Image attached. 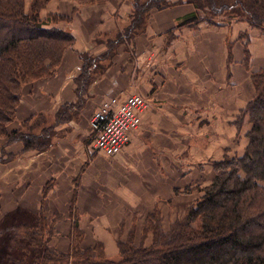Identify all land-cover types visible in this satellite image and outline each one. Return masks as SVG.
<instances>
[{
	"label": "rangeland",
	"instance_id": "rangeland-1",
	"mask_svg": "<svg viewBox=\"0 0 264 264\" xmlns=\"http://www.w3.org/2000/svg\"><path fill=\"white\" fill-rule=\"evenodd\" d=\"M31 1L32 0H27V9L29 11V4H31ZM134 1L135 0H107L96 4L80 5L76 0H51L47 7L41 11L40 17L44 21H46L50 15L54 14L71 17L72 19L69 23L65 20H59L57 25L70 31L76 38L74 46L66 50L65 53L69 50L75 49L77 44L76 32L79 33L80 36L88 32L89 35L92 36V39L87 45L86 52L97 54L101 50L106 49L105 43L107 41L115 40L118 34L123 32L124 29L130 25V22L132 21L130 18H132L134 10ZM176 8L179 10L178 14L180 15L187 11H191V9L192 12L195 11L192 4H183L169 9L174 10ZM167 11L168 9L152 10L147 25L145 26V32H141L139 36L133 38L130 42L120 44L116 49L117 54L111 59V66L106 67L108 62L105 60L98 63L96 67L97 73L95 72L89 85L88 93L85 95L86 101L88 97L89 99L92 97V94L93 100L98 97L96 101H92L93 108L91 109V118L89 122L84 123V128H82L84 133L83 142L87 146L93 145L94 143L92 132L89 131L90 121L94 114L101 109L107 101L111 100V98L115 97L118 102L120 101L121 103L131 96H141L147 103V108L141 115L140 127L132 133L129 144L118 155L108 157L97 153V155L99 154V157L96 156V159H92V161L96 164V167L98 166V163H100L98 169H96V167L94 169L90 168V160L84 164L88 165V168L85 167L82 172L81 178L83 189L81 191L82 195L85 193L83 201H86H82L81 207L79 206L78 208L77 203L79 202L80 192L74 197L77 217L83 223L82 227L86 229L85 231L83 230L85 235L83 236L82 245L84 247H90L94 246L97 242H102L104 244L106 257L112 260L118 261L121 259L119 241H127L130 236L129 232L133 228L136 230L135 243L138 246L151 244L152 239L150 237H145L143 229L154 208H157L161 213L165 231H168L172 223L176 220L182 219L187 211L202 197L203 193L201 189L213 181L216 175L213 162L222 159L227 150H229L231 155L242 154L248 143V140L245 137V133L248 130V124L246 123L243 130L238 134L237 128L235 130V128L231 126L234 124L233 122H230V119L235 118L236 120L238 118L239 112L237 111L238 113L236 114V105L240 104L245 96H247V84L250 85V87L252 86L253 93H255L254 87L251 83L250 68L246 61L250 56L249 62L251 63L252 70H257L264 64V34L258 29L251 28L245 22L244 13H241L239 9L231 10L227 14L239 15L242 17L241 20L233 19L230 21L231 24H225L226 21H228L226 14V17L224 16L223 18L221 17L215 20L217 23L216 26L204 22L195 27H186L188 31L177 28L180 17L175 22V30L177 29L180 32H176L175 35H173L178 40L176 43L175 37L172 40L175 46L178 45L179 49L182 44L187 45V47L181 48L183 54L178 51L179 56L177 55V58L175 57L172 59L174 64L177 62L175 66L179 68L180 72H174L175 70H173L174 68L171 67L170 64V58L165 57V55L168 54L164 49H161L164 53L161 55L163 57L157 60L161 70L160 73H167L172 80L169 85H163L161 91L160 89H155V84L152 82V91L151 89H149V91L145 89L144 86L147 84H145V82L143 83L144 79H142V77L146 74L145 72L150 69L147 65L155 62L154 58L152 59L151 57L154 46L150 49L151 44L144 39L139 42V37L146 35L150 22H152L153 19L157 21L160 17L162 19V15L165 17ZM81 16H83L82 19H80ZM162 26H164L162 28H165L167 25L164 23ZM209 29L215 30L212 35L208 31ZM246 34H249V38ZM158 36L157 41L160 43L162 41L161 38H163L164 35L163 33H160ZM147 38L148 36L146 39ZM167 41L170 42L171 40ZM247 41L249 44H247ZM168 47H170L169 43ZM190 49H192V51L193 49H200L203 52V55L196 58ZM212 50L216 53L220 52V54H214ZM81 52L83 51L80 50L78 54L83 66L84 61L80 56ZM229 53L233 57L230 62H228L230 56ZM150 59L151 61L149 62ZM209 65V69L216 74L217 71L222 68L221 121H213V118L216 115H214L212 111V114L210 113L211 115L207 114L203 116L199 114L196 116H189V118L193 120V126L190 124L191 121L189 118L188 120L186 118L183 119L181 115L175 117L176 122L173 124H176V127L162 119L156 121V110L152 107V101L150 98L153 93L158 96V93L161 92L164 97L167 96L174 98L176 103L180 106L178 110L185 111L188 114L190 112V107L187 104L191 100L198 103L203 99H209L208 92H206L208 91L209 84L207 83V76L205 75L208 70L207 66ZM110 68H115V72L110 74V78H104V74L106 76V73ZM128 68L131 70V82H128L127 84V79H125L126 74L124 75V73H126ZM171 72L172 74H170ZM57 74L58 71L54 76ZM54 76L25 84L22 87L21 100L16 119L10 123L8 127L10 131L23 130L26 132L40 133L42 126L40 128L37 127L36 124L43 120L48 126L55 125L56 113L66 104L61 105L59 109H57V105V107H55L57 112L54 116L50 115L52 112L48 114L46 112L47 109H41V101L43 98L41 93H45L46 83ZM162 76L164 77L165 75ZM107 81H112V83L108 84ZM190 82L199 85L200 88H204L202 90L200 89V100L191 97L190 93L192 90L190 88ZM95 84H99L100 91L102 90L101 92H103L102 95L99 93L100 95L97 96L96 91L91 89V86ZM174 84H176V86ZM113 86L115 90H111ZM128 88L129 91L124 90ZM245 88L246 90H244ZM210 92L213 95L215 94V91ZM22 101L23 105L21 106ZM179 103L183 105H180ZM20 106L23 109L22 115H20ZM85 106L86 105L82 106L83 108L78 109V111L73 114H77L78 116L82 110H84ZM198 106H195V108H198ZM210 107L211 109L214 108V106ZM150 110L152 112L146 114V111ZM24 113H32V115L26 118ZM196 113L199 112L197 111ZM232 113L234 116L230 118ZM205 120H210L211 122L208 124V133L205 132V139H201L202 137L200 138L198 133H200L201 128H207L205 126H208V122ZM144 121H146L145 126L148 127V131H146V128L142 127L144 126ZM12 124L14 125L13 127H15L14 129H11ZM60 125L55 126L57 131L61 128ZM165 131L173 133V140H166L167 142L164 140L162 132ZM135 133L140 134L137 138L141 139L140 141L142 144L149 145L151 146L150 148H153L156 151L153 155L148 152H146L147 154H135L130 159L133 168L127 167L124 171H121L118 166L120 162L119 157L132 144ZM135 141H137V139H135ZM197 142H200V146H197ZM17 143L22 145L24 153L28 151L24 148L23 142L17 141ZM11 144L12 143H9L6 137H0V264H16L11 258L16 259V261L22 259L25 264H31V259L34 255H30V253L27 255V249L25 247L23 251L15 248V243H10V240L15 234L14 229L22 223H31V226L36 228L37 224L35 223V216L40 212L45 213L49 218V222L52 223L55 229V235L52 237L49 244L50 249L66 254L69 252L71 245L70 236L72 234L68 235V231L70 230V222L72 223V221V226L74 228L75 217H73L72 213L70 215V211L72 210L71 205L73 203L69 204L64 196H61V199L59 200L55 199L57 197L59 198L56 193L53 194L55 198H52L53 196H51L48 201H45L44 199L39 205V202L35 200L40 197L42 191L41 187L35 185L31 186L29 189L27 186V179L32 180L33 178L30 177L31 174H29V172L30 170H33L36 163H34L30 169L27 167L24 169V166L18 167V164H26V162L20 160L22 158V153H12ZM160 146H163L162 150H159ZM203 146H205V150H201ZM207 151L210 153L209 156H207ZM202 156L208 160L206 164L198 162V159L196 160V158L202 159ZM151 158L153 162H151ZM17 159H19V162H17ZM159 164H161V166L167 164L168 166H165L167 169L161 167L160 171L158 167ZM127 165L128 164H126V166ZM13 166H15V168ZM144 166H146L148 170L145 169V171L143 169ZM151 167L153 169L156 168V170L154 169V172L158 175L159 173L162 175H168V180L171 181V185H162L160 183L161 181H159L154 174H151ZM35 172L38 173L39 171L35 170ZM124 172H127V174H124ZM32 173L34 172L32 171ZM143 173L148 177L152 175L151 178H146V184L150 186H143L144 188H141L140 192L134 194H130L127 190H124L122 184L127 181L126 177L128 175H140ZM54 174H58V171L55 170ZM138 179H142V177L139 178L138 176ZM155 188L158 190L155 193L158 202L154 208H150L153 200H155V196L152 195L151 190L154 191ZM95 191L97 192L98 197L96 196ZM30 197L31 199L34 197L32 201H30ZM46 197L47 194L44 195V198ZM128 199H131V202H129ZM132 201L135 203L132 204ZM29 207H40V211L34 212L32 209L30 211ZM63 211L67 213H64ZM32 222L35 224H32ZM67 246L69 249H67ZM10 253L12 254V257L8 259Z\"/></svg>",
	"mask_w": 264,
	"mask_h": 264
},
{
	"label": "trees",
	"instance_id": "trees-1",
	"mask_svg": "<svg viewBox=\"0 0 264 264\" xmlns=\"http://www.w3.org/2000/svg\"><path fill=\"white\" fill-rule=\"evenodd\" d=\"M50 1L32 0L29 11L27 0H0V137H6L9 143L21 141L26 150L37 153L52 146L56 125L70 121L77 115L73 113L83 108L98 63L105 60L106 67L111 66L120 44L145 32L152 10L192 4L195 11L178 21L177 28L182 29L204 22L216 26L217 18L239 9L245 22L264 34V0H135L130 25L115 40L107 41L105 50L97 54L80 53L84 62L75 78L77 100L56 113L55 125L48 126L43 120L36 124L42 126L40 133L10 131L8 127L16 119L22 87L54 76L65 51L76 42L70 31L57 26L59 20L69 23L71 17L54 14L46 21L41 19V11ZM105 1L76 0L80 5ZM227 18L225 24L229 25L233 19L242 17L227 14ZM246 36L249 38V34ZM249 58L246 62L255 93L233 121L238 134L248 124L244 152L231 155L227 150L222 159L213 162L216 171L213 181L201 189L202 197L168 231L164 229L160 211L154 208L143 229L145 237L152 239L151 244L138 246L133 228L127 241H119L121 259L112 260L106 257L102 242L90 247L82 245L85 233L79 225L74 201L70 211L75 217L74 228L66 254L50 249L55 229L44 212L35 216L38 227L27 222L17 226L10 243L22 251L25 247L27 255L33 254L31 264H264V67L252 70ZM231 59L230 55L228 62ZM48 189L46 186L44 195ZM11 257L10 253L8 259ZM11 259L16 264H25L22 259Z\"/></svg>",
	"mask_w": 264,
	"mask_h": 264
},
{
	"label": "crops",
	"instance_id": "crops-1",
	"mask_svg": "<svg viewBox=\"0 0 264 264\" xmlns=\"http://www.w3.org/2000/svg\"><path fill=\"white\" fill-rule=\"evenodd\" d=\"M173 12H174V15H173ZM178 12H179V10H177V8L174 10L168 9V11L165 13L166 14L165 17H164V15H162V19L160 17L158 19V21L153 19V21L150 22L149 28L147 29L148 32L146 33V35L139 37V42L144 39V40H147L151 44L150 49H152V46H154L153 47L154 51L152 50L151 57H152V59L154 58L155 62L150 64V65H147V67H150V69H148V71L145 72L146 74L142 77V79H144L143 83L145 82V84H147L146 86H144L146 90L151 89V91H152L153 86L151 83L154 82V84H155L154 88L160 89V91H161V87H163V85H169L171 80H172V79H170V76L167 75V73L166 74L160 73L161 70H160L159 63L157 62V60L159 58L163 57L161 55H163L164 53H163V51H161V49H164V51L168 54V55H165V57L170 58V64H171V67L174 68L173 69V70H175L174 72H177V73L180 72L179 68L175 66L177 64V62L174 64L172 59L175 57L177 58V55L179 56V53L183 54V50L181 48L187 47V45L182 44L180 49H179L178 45L175 46V44L172 42V40L175 37L173 35H175L176 32H180L177 29H176L177 31L175 30V26H176L175 22L177 21L178 18L183 17L186 14L192 12V9H191V11H187L186 13L181 14V15L178 14ZM83 16H81L80 19H82ZM153 22H155L157 25ZM158 22H160V23H158ZM164 23L167 26L165 28H162V27H164V26H162V25H164ZM182 29L185 31H188L187 28H182ZM161 31H163V32H161ZM208 31L212 35V33H214L215 30L209 29ZM200 32H201V30H200ZM87 33H84L80 36V34L76 32L75 35L77 37V44L75 46V49L69 50L65 53L63 62H62L61 66L58 70V74L56 76H54L53 78L48 80V82L46 83L45 93H41V96H43L42 101H41V103H42L41 109H43V110L47 109L46 112L48 114H50L52 112V114H50L52 116H54V114L57 112V109H59V107L61 105L68 104V103H74L77 100V95L75 92L76 84L74 81H75V78L79 74L80 69L82 67V62L79 59L78 53L80 50L86 51L87 45H88V43H90V41L92 39V36H90L89 33L88 34ZM160 33H163L164 37L161 38L162 41L159 43L157 41V39H158V37H159L158 35H160ZM166 35H167V37H166ZM211 35H210V37H211ZM147 36H148V38L146 39ZM167 40H171L170 41L171 43ZM177 40L178 39H176V37H175V43L177 42ZM168 43L170 44V47H168ZM190 50L192 51V49H190ZM178 51H179V53H178ZM191 51H189V52H191ZM212 51L214 54H220V52L216 53L214 50H212ZM192 52H193L192 54L196 58L198 56L203 55V52L200 49H197V50L193 49ZM182 56H184V55H182ZM150 61H151V59L149 60V62ZM219 66H220V64H219ZM207 67H208V70H207L205 75L207 76V83L209 84V86H208V91H206V92H208V98L209 99L208 100L203 99L198 103L191 100L187 104L190 107V112L188 114L185 111H179L178 110L180 106L176 103L174 98H170L167 96L164 97V96H162V93L159 91H158L159 92L158 96L154 95V93H153L150 98L152 101V107L155 108V110H156V113L154 112L157 116L156 121H159L160 119H162L163 121H165L167 123H171L174 127H176V124L175 125L173 124L176 122V118H175L176 116L181 115L183 119L186 118L188 120L189 116H191V115L196 116V115L201 114L204 116L207 114L211 115L212 113L214 115H216L213 118L214 122L215 121H221V119H222V68L219 67L220 69L217 71V74H216L215 72H213L209 69L210 65ZM261 67H264V64L261 65ZM112 72H115V68H110L108 70V72L106 73V76L104 74L103 77L104 78H110V74H112ZM168 72H170V71H168ZM125 74H126L125 79H127L126 83L128 84V82H131V70H130V68H128L126 70V73H124V75ZM170 74H172V72ZM162 75H165V76L163 77ZM215 75H216V77H215ZM163 79H165V80H163ZM107 83L108 84L112 83V81H107ZM174 85L176 86V84H174ZM190 85H191L190 88L192 90L190 93L191 97L193 99L197 98V100L198 99L200 100L201 98L199 97V94H201L200 91L204 88H200L199 85H197V84L195 85V84H193V82H190ZM117 86H118V84H117ZM246 86H247L248 90H246V88L244 90H246L247 96H245V98L240 102V104L236 105V109H235L236 114L238 112H240V110L243 109L254 96L252 86L250 87V85H248V84ZM91 89L93 91H96L97 96H99L100 94L101 95L103 94V92H101L102 90L100 91L99 84H97V85L95 84V85L91 86ZM111 90H115L114 86L111 88ZM124 90L129 91V88L124 89ZM210 91H215V94L214 95L211 94ZM121 93H125V92H121ZM91 96H90L91 97L90 99L88 97L86 104H85L86 106L84 107V110H82V112L78 116L76 115L73 118H71L70 121L67 122L66 124L60 125L61 128L58 129V131H57V135L54 139L53 146L49 150H47L46 152L37 153L35 151H27L26 153H24L23 152L24 149H23L22 145H20V143L14 142L11 144L12 151H13L12 153L13 154L22 153V156H21L22 158L20 157L21 158L20 160L26 162V164H18V167L24 166L23 167L24 169H25V167L30 169V167L33 166L34 163H36L33 167V170H32L34 173H32L31 170H30V172L28 171L29 174H31L30 177L31 178L33 177L32 178L33 181L31 179H27V186L29 187V189L31 188V186H35V185H38V187H41L42 191L40 193V197L37 198L36 200L34 199L35 201L39 202V205L44 199H45V201H48L49 198L51 196H53V194H56V193L59 196V198L58 197L55 198L54 196L52 198L59 200V199H61L60 198L61 196H64V197H66V200L70 204V203H73L75 201V199H74L75 195L77 193L79 194V192H80L79 202L77 204H78V208H79V206L81 207V203L85 197V193H83V195H82V191H81L83 189V183H82L81 176H82L83 169L88 166V165H84V164L90 160V162H91L90 168L94 169L96 167L95 166L96 164L93 163L92 159H96V156L99 157L98 156L99 154L97 155V152L93 148V145L87 146L83 142L84 133H83L82 128H84L83 127L84 123L89 122V120L91 118V113H92L91 109L93 108L92 101H96V99L98 98V97L97 98L94 97L95 100H93V94ZM179 104L183 105L181 103H179ZM22 105H23V101L21 103V106ZM57 105H58V108L55 109V107H57ZM195 106H198V108H195ZM210 106H214V108L211 109ZM22 111H23V109L21 107L20 108V115H22ZM197 111L199 113H196ZM211 111H212V113H211ZM151 112H152L151 110L146 111V114H150ZM234 114H235V112H234ZM31 115H32V113H28V114L24 113V116L26 118L30 117ZM232 116H234L233 113L230 116V118ZM189 120L191 121L190 124L193 126V122H192L193 120L191 118H189ZM230 120H231L230 122L232 123L235 120V118L234 119L231 118ZM205 121L208 122L207 125L211 122L210 120H205ZM79 123L82 124V127H81V124H79ZM145 124H146V121H144V126H142V127L146 128V131H148V129H147L148 127H146ZM212 125H214V124H212ZM11 126H12L11 129L15 128V127H13L14 126L13 124ZM211 126H210V128H211ZM231 126L234 127L236 130L235 125H231ZM205 127H207V128L206 129L204 127L201 128L200 133H198V136L200 138L202 137L201 139H205V137H204L205 132L208 133V131H209V129H208L209 125L205 126ZM89 129H90L89 131H91L90 127H89ZM168 132L170 133V131H168ZM168 132H166V131L162 132V135H163V138L165 141L166 140L167 141L173 140V133L169 134ZM137 136H140V134L135 133L132 144L119 157L120 162H119L118 166H119V170H121V171L122 170L124 171V169L127 167H132L130 159L135 154H139V155L141 153L147 154L146 152H148V153H151L153 155L154 152L156 151L153 148H150L151 146L142 144L140 141L141 139H138ZM135 139H137V141H135ZM196 140H199V139H196ZM203 145H204V143H203ZM163 146L162 147L160 146L159 150H162ZM197 146H200V142H197ZM204 147L205 146H203L201 148V150H205ZM208 150L210 151L209 148H208ZM209 151H207V156L210 155ZM203 156H202V159L196 158V160L198 159L199 160L198 162H200L202 164H206V162L208 160L205 157L203 158ZM150 160H151V162H153L152 158ZM17 162H19V159H17ZM69 162H71V163H69ZM11 164H13V163H11ZM126 164H128V165L126 166ZM165 166L167 167L168 165L164 164L161 166V164H159L158 167L161 171V167H164L165 169H167ZM13 167L15 168V166H13ZM98 167H100V163H98V166L96 167V169H98ZM143 169L148 170V168L146 166H144ZM154 169L156 170V168H154ZM154 169L152 168L151 174L152 175L154 174L155 177L157 179H159V181H161L160 183L162 185L163 184L171 185V181L168 180L169 179L168 175H162L161 173H159V175H158L156 172H154ZM35 170H38L39 172L36 173ZM55 170L58 171V174H54ZM59 171H60V173H59ZM124 174H127V172H124ZM152 175H150L149 177L151 178ZM138 176H139V178L142 177V179H138ZM149 177L147 175H145L144 173L140 174V175H138V174L132 175V176L128 175L126 177L127 181L124 184H122V186L124 187V190H127L128 193H130V194L138 193V192H140L141 188H144L143 186H145V187L150 186V185L146 184V178H149ZM77 185H79V186H77ZM46 186H49V189L47 191L48 193H46L47 197L44 198V189ZM175 188H178V187H175ZM157 191L158 190H156V188L154 191L151 190L152 195L155 196V193ZM95 193L97 196L96 191H95ZM33 198L31 199V197H30L29 198L30 201H32ZM55 199H53V200H55ZM154 199L155 200H153V203L151 204L150 208H154L158 202V198H156V196ZM85 201H83V202H85ZM128 201L131 202V199H128ZM134 203L135 202H133L132 204H134ZM34 204H36V203H34ZM31 209H32V211L34 210V212L40 211V207L39 208H30L29 207L30 211H31ZM63 212L67 213L65 211H63ZM69 217H70V215H69ZM120 217H122V216H120ZM72 223H73V221H72ZM72 223L70 222V230L68 231V233H69L68 235H70L73 232ZM82 224L83 223L80 220L79 225H80L81 229L85 231L86 229H84L82 227L83 226ZM67 249H69L68 246H67Z\"/></svg>",
	"mask_w": 264,
	"mask_h": 264
},
{
	"label": "built area",
	"instance_id": "built-area-1",
	"mask_svg": "<svg viewBox=\"0 0 264 264\" xmlns=\"http://www.w3.org/2000/svg\"><path fill=\"white\" fill-rule=\"evenodd\" d=\"M146 108L141 96H131L121 103L115 97L107 101L90 121L95 151L108 157L118 155L140 127Z\"/></svg>",
	"mask_w": 264,
	"mask_h": 264
}]
</instances>
